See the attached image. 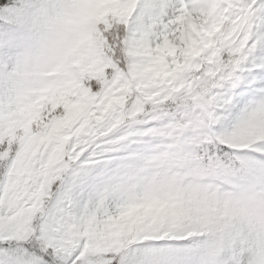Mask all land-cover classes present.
I'll return each mask as SVG.
<instances>
[{"label":"snow or ice","instance_id":"6c2138e0","mask_svg":"<svg viewBox=\"0 0 264 264\" xmlns=\"http://www.w3.org/2000/svg\"><path fill=\"white\" fill-rule=\"evenodd\" d=\"M0 264H264V0H0Z\"/></svg>","mask_w":264,"mask_h":264}]
</instances>
